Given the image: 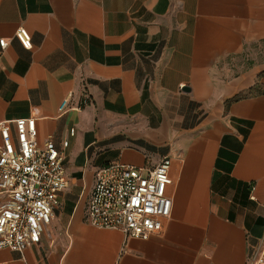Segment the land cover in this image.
Masks as SVG:
<instances>
[{
  "label": "crops",
  "instance_id": "0c3cea01",
  "mask_svg": "<svg viewBox=\"0 0 264 264\" xmlns=\"http://www.w3.org/2000/svg\"><path fill=\"white\" fill-rule=\"evenodd\" d=\"M3 37L0 121L15 138L35 117L69 185L41 242L0 249V264H249L264 234V0H0ZM166 155L161 232L89 222L99 167Z\"/></svg>",
  "mask_w": 264,
  "mask_h": 264
},
{
  "label": "built area",
  "instance_id": "2783aa9c",
  "mask_svg": "<svg viewBox=\"0 0 264 264\" xmlns=\"http://www.w3.org/2000/svg\"><path fill=\"white\" fill-rule=\"evenodd\" d=\"M16 37L25 47L33 46L26 27H19ZM8 42L5 37L0 39L3 48ZM69 101L70 96L63 99L61 113L71 107ZM9 122L0 121V249L23 252L41 242L69 179L63 154L55 142L37 140L35 117L14 121L15 138ZM171 166L172 156L166 155L150 167L121 161L99 167L87 209L89 222L141 238L161 232L163 219L172 213L173 199L164 192L165 186L172 183ZM249 264H264V234Z\"/></svg>",
  "mask_w": 264,
  "mask_h": 264
}]
</instances>
